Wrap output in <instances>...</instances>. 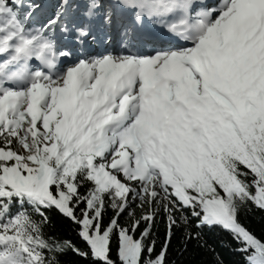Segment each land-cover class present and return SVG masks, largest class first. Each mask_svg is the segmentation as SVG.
Instances as JSON below:
<instances>
[{
	"label": "snow or ice",
	"instance_id": "6c2138e0",
	"mask_svg": "<svg viewBox=\"0 0 264 264\" xmlns=\"http://www.w3.org/2000/svg\"><path fill=\"white\" fill-rule=\"evenodd\" d=\"M0 264H264V0H0Z\"/></svg>",
	"mask_w": 264,
	"mask_h": 264
},
{
	"label": "trees",
	"instance_id": "16d2710c",
	"mask_svg": "<svg viewBox=\"0 0 264 264\" xmlns=\"http://www.w3.org/2000/svg\"><path fill=\"white\" fill-rule=\"evenodd\" d=\"M258 219H259L258 217H254L252 222H256V221H258ZM56 227L60 231H62L64 234H66L67 236H72L73 235L72 230H71V227L68 226V225H56ZM217 235H220V234L217 233Z\"/></svg>",
	"mask_w": 264,
	"mask_h": 264
}]
</instances>
